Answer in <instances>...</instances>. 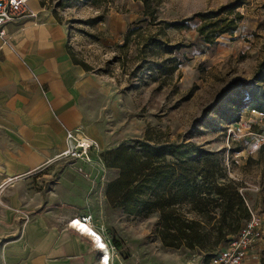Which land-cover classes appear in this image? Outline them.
Instances as JSON below:
<instances>
[{"label":"rangeland","instance_id":"374dc122","mask_svg":"<svg viewBox=\"0 0 264 264\" xmlns=\"http://www.w3.org/2000/svg\"><path fill=\"white\" fill-rule=\"evenodd\" d=\"M36 3L41 13L27 19L41 23L52 15L67 31L66 50L72 62L90 77L81 101L86 121L79 128L100 145L104 164L87 180L56 158L57 153L33 175V196L43 201L50 197L58 213L72 209L78 214L73 219L90 216L89 225L109 246L110 264H210L212 255L252 214L264 222V152L257 137L264 129V114L247 105L249 82L264 61V0ZM144 139L196 144L210 153L211 197L223 203L220 192L240 193L243 206L231 211L220 206L212 218H199L207 236L200 246H165L159 213L129 215L108 199V186L121 174L110 164L113 151ZM32 154L36 153L27 152L23 159L28 161ZM165 159L176 162L171 155ZM42 160L40 156L36 165ZM179 174L177 165L173 179ZM1 177L0 207L5 209L6 189L19 177ZM165 189L168 194L169 186ZM182 210L188 211L186 206ZM217 238L221 243L208 255L205 248ZM92 247L93 242L89 255ZM250 258L251 264H264V235Z\"/></svg>","mask_w":264,"mask_h":264},{"label":"crops","instance_id":"0c3cea01","mask_svg":"<svg viewBox=\"0 0 264 264\" xmlns=\"http://www.w3.org/2000/svg\"><path fill=\"white\" fill-rule=\"evenodd\" d=\"M29 7L41 13L36 0ZM27 17L10 25L14 51H0V177H19L6 189L8 207H0V264H99L96 247L87 253L91 239L69 224L78 214L58 213L50 197L32 195L33 175L66 147L67 131L90 137L79 127L86 121L81 101L91 81L67 53L65 27L52 15L41 23ZM29 151L39 156L25 161Z\"/></svg>","mask_w":264,"mask_h":264},{"label":"trees","instance_id":"16d2710c","mask_svg":"<svg viewBox=\"0 0 264 264\" xmlns=\"http://www.w3.org/2000/svg\"><path fill=\"white\" fill-rule=\"evenodd\" d=\"M206 27L207 24L200 31ZM263 82L264 61L254 80L249 82L250 95L247 100L248 106L264 114ZM167 155L173 156L176 162L167 163ZM209 156L208 151L194 143L160 144L144 139L121 144L110 158L111 166L119 168L121 174L108 186V199L117 202L129 215L149 217L159 213L163 244L172 248L193 249L207 240L200 217L212 218V213L220 206L231 211L238 205H244L240 193L235 189L226 194L219 193L223 195V203L211 197L214 185L209 176ZM177 165L180 174L173 179L177 174ZM200 176L202 179L199 181ZM167 182L172 185H166ZM184 206L188 211L182 210ZM188 213H194L197 217L189 218ZM221 241V238H217L205 248V252L211 255Z\"/></svg>","mask_w":264,"mask_h":264},{"label":"built area","instance_id":"2783aa9c","mask_svg":"<svg viewBox=\"0 0 264 264\" xmlns=\"http://www.w3.org/2000/svg\"><path fill=\"white\" fill-rule=\"evenodd\" d=\"M30 2L31 0H0V51L5 49L14 51V40L9 28L27 16H35L29 7ZM238 131L242 132L243 127L238 128ZM257 137L260 138L264 152V129ZM56 158L64 159L72 171L87 180H92L100 165L104 164L98 143L79 130L67 131L66 147L58 152ZM75 219L70 222L71 225ZM79 219L92 226L90 216ZM263 224L260 216L252 214L242 223L237 235L214 253L210 258V264H249L252 251L264 235ZM101 258V264H110L111 258L107 263L103 257Z\"/></svg>","mask_w":264,"mask_h":264},{"label":"bare ground","instance_id":"6f19581e","mask_svg":"<svg viewBox=\"0 0 264 264\" xmlns=\"http://www.w3.org/2000/svg\"><path fill=\"white\" fill-rule=\"evenodd\" d=\"M34 15H37V13L34 12ZM72 227L79 234L88 236L91 241L95 244L99 253H101L100 255L104 258V262L107 263L109 261V259L111 258V251L109 249V246L105 243V241H103L101 235L95 229H93L88 223H84L79 218L75 219V222L72 224Z\"/></svg>","mask_w":264,"mask_h":264}]
</instances>
